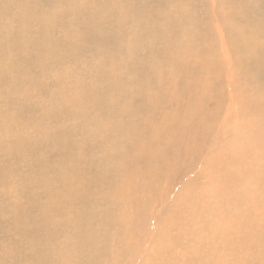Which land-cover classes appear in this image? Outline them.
I'll list each match as a JSON object with an SVG mask.
<instances>
[{"label":"bare ground","instance_id":"1","mask_svg":"<svg viewBox=\"0 0 264 264\" xmlns=\"http://www.w3.org/2000/svg\"><path fill=\"white\" fill-rule=\"evenodd\" d=\"M56 1L0 0V264H264V0Z\"/></svg>","mask_w":264,"mask_h":264},{"label":"rangeland","instance_id":"2","mask_svg":"<svg viewBox=\"0 0 264 264\" xmlns=\"http://www.w3.org/2000/svg\"><path fill=\"white\" fill-rule=\"evenodd\" d=\"M59 1H60V0H58V1H56V3H53V4H52L53 7H54V9L56 8L55 10H56L57 13H58V12H59V13L62 12V11H61V8L58 7V6H59V5H58ZM59 8H60V9H59ZM58 9H59V10H58ZM86 17H87V16L85 15V18H86ZM152 96H153L154 98H156L157 95H156V94H153ZM163 101H164V103H166L165 99H164Z\"/></svg>","mask_w":264,"mask_h":264}]
</instances>
